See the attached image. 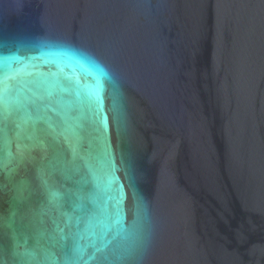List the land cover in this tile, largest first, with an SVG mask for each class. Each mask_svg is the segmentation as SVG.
<instances>
[{"label":"water","instance_id":"water-1","mask_svg":"<svg viewBox=\"0 0 264 264\" xmlns=\"http://www.w3.org/2000/svg\"><path fill=\"white\" fill-rule=\"evenodd\" d=\"M0 264H264V0H0Z\"/></svg>","mask_w":264,"mask_h":264},{"label":"snow or ice","instance_id":"snow-or-ice-1","mask_svg":"<svg viewBox=\"0 0 264 264\" xmlns=\"http://www.w3.org/2000/svg\"><path fill=\"white\" fill-rule=\"evenodd\" d=\"M37 110H39V109L37 108Z\"/></svg>","mask_w":264,"mask_h":264}]
</instances>
